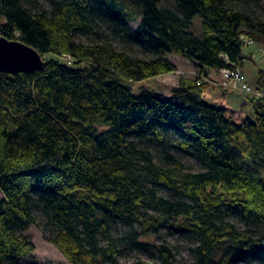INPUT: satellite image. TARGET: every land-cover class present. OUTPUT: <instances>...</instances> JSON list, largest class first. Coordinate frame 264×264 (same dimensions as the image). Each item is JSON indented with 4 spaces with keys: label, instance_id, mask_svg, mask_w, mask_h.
I'll return each instance as SVG.
<instances>
[{
    "label": "trees",
    "instance_id": "obj_1",
    "mask_svg": "<svg viewBox=\"0 0 264 264\" xmlns=\"http://www.w3.org/2000/svg\"><path fill=\"white\" fill-rule=\"evenodd\" d=\"M248 2L0 0V36L46 61L0 69V264L32 260L25 232L38 219L70 264H126V249L153 247V261L133 264H178L167 242H141L163 230L196 239L189 264H264V98L248 101L254 119L236 122L237 109L205 97L201 80L243 67V37L264 45V5L257 14ZM173 53L202 76L181 77L167 96L134 92V81L176 72ZM168 147L202 170L180 169Z\"/></svg>",
    "mask_w": 264,
    "mask_h": 264
},
{
    "label": "rangeland",
    "instance_id": "obj_2",
    "mask_svg": "<svg viewBox=\"0 0 264 264\" xmlns=\"http://www.w3.org/2000/svg\"><path fill=\"white\" fill-rule=\"evenodd\" d=\"M169 1L170 0H166ZM264 5V0H249L247 3V6H245L247 9L254 10L257 12V14H260L262 12V6ZM202 17L200 15L196 16V18L193 20V32L196 35H202ZM0 22H3V18L0 17ZM138 20H135L132 25L134 28L138 27ZM78 39H82L86 42H89L91 40L90 37H87L85 35L77 37ZM118 47H121L119 45ZM132 53H134L138 57H145L146 55L143 54L138 47L129 48ZM245 54L244 58V72L247 73V80L248 83L252 85V91H245L241 90L240 88H237L235 84L231 83L228 85H224L222 82L224 80L223 74L220 71V74H214V70L210 71L209 78L203 77L200 75L199 69H197V66L194 65L192 61H190L188 58H185L179 54H168L169 58L178 65V69L176 72L166 73L164 75H157L154 78H148L141 81H134L132 84V89H134V92H140L142 88L149 87L153 88L155 91L164 93L166 96L171 94V89L178 85V82L181 77H190V78H198L199 76H202V82L205 83L207 86V89L205 91V97H207L210 101L211 100H219L218 95L221 92V88H226V90H237L243 94H247L249 97H253V93L257 91L256 85L254 84L256 82V79L258 77V71L260 69L264 68V45H260L258 43H251V45H246L243 50ZM55 55L52 53H47L45 55V58H53ZM68 60V59H67ZM213 73V74H212ZM218 76L221 77L219 81H216ZM237 93H234V103L232 102L233 106H236L235 108L238 110V114L235 116L236 122H244V119L250 116V118L254 119L255 116L250 115V112H254L253 105L250 103L245 104L243 107L240 106L239 100L241 99V95H238ZM222 97V96H221ZM223 98V97H222ZM249 115V116H247ZM172 139V140H171ZM174 138H169V141L171 140V143H176V141L173 140ZM144 146L146 148H149L150 151L154 154L156 157V161L158 163H161L165 167H174V164L172 163H166L164 159L162 158V144H158L155 141L148 140L146 143H144ZM169 148V147H168ZM169 152L174 154L177 159L183 163V165L180 167L184 171H199L202 170L203 166L199 161L194 159L191 156L186 155L182 151H179L176 148L170 147ZM164 189L161 190L163 192ZM2 193L0 192V197ZM30 238V240L36 244V249L33 252V258L32 260L24 259L20 262V264H28L29 262H38L39 264H70V262L65 258L64 254H62L59 249L50 242L48 239L49 234L46 231L45 223L42 222V220L38 219L36 223H34L29 230L25 232ZM149 242L153 244H163V242H167L168 245L175 251L176 253V259H178V264H189L192 262V254L191 250L192 247L195 245L196 239L191 236H167L164 233V230L160 232L159 234H152L148 237H142L141 242ZM152 251L145 252L144 250H137V249H126V253L122 256V262H125L126 264H133L136 262H139V260H145V261H153L155 258V255L157 256V249L154 247L151 248ZM251 264H257V263H251ZM263 264V263H261Z\"/></svg>",
    "mask_w": 264,
    "mask_h": 264
},
{
    "label": "water",
    "instance_id": "obj_3",
    "mask_svg": "<svg viewBox=\"0 0 264 264\" xmlns=\"http://www.w3.org/2000/svg\"><path fill=\"white\" fill-rule=\"evenodd\" d=\"M46 65L41 52L18 39L0 36V69L16 72H35Z\"/></svg>",
    "mask_w": 264,
    "mask_h": 264
},
{
    "label": "crops",
    "instance_id": "obj_4",
    "mask_svg": "<svg viewBox=\"0 0 264 264\" xmlns=\"http://www.w3.org/2000/svg\"><path fill=\"white\" fill-rule=\"evenodd\" d=\"M244 63V62H243ZM176 66H178L177 64H176ZM243 68H244V64H243ZM213 74V73H212ZM215 74H220V71H214V74L213 75H215ZM221 75V74H220ZM246 75H247V73H246ZM248 77V76H247ZM221 79V77L220 76H218V78H217V80L216 81H219ZM248 79V78H247ZM258 80H259V74H258V77H257V79H256V82L254 83L255 85H256V88H257V91L256 92H254L253 93V97H257V98H264V89H259L258 88ZM250 84V83H249ZM251 85V84H250ZM252 86V85H251ZM253 88V87H252ZM222 90H221V92L219 93V95H218V98L217 99H219V98H221V96L223 97V99H222V101H223V103L226 105V106H228V107H230V108H234V109H236L235 107L236 106H233V104H231L232 102L234 103V93H237L238 91L237 90H226V88H221ZM243 91V90H242ZM244 92H240L239 91V93H237L238 95H241L242 97H241V99L239 100V104H240V106L241 107H243L245 104H247V103H249L248 101L251 99V98H253V97H249L246 93L245 94H243ZM238 114V110H237V112L235 113V116ZM253 115L254 116V112H252V110H251V112H250V115ZM251 115V116H252ZM234 116V117H235ZM247 116H249V115H247ZM247 119H252V118H250V116L249 117H247L246 119H244V121L245 120H247ZM242 123V122H241Z\"/></svg>",
    "mask_w": 264,
    "mask_h": 264
},
{
    "label": "built area",
    "instance_id": "obj_5",
    "mask_svg": "<svg viewBox=\"0 0 264 264\" xmlns=\"http://www.w3.org/2000/svg\"><path fill=\"white\" fill-rule=\"evenodd\" d=\"M243 40L245 41V46L254 43V41L244 37ZM220 71L224 77L222 82L224 85L233 83L237 88H240L241 85V90L243 89L245 91H252V86L248 83L247 75L244 72L242 66L234 65L231 68H223Z\"/></svg>",
    "mask_w": 264,
    "mask_h": 264
}]
</instances>
